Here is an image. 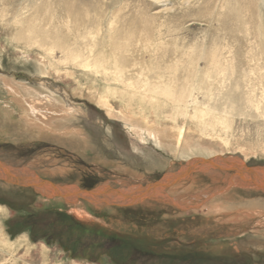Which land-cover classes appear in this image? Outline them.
<instances>
[{"label": "rangeland", "instance_id": "374dc122", "mask_svg": "<svg viewBox=\"0 0 264 264\" xmlns=\"http://www.w3.org/2000/svg\"><path fill=\"white\" fill-rule=\"evenodd\" d=\"M59 2L69 3L73 15H78L79 24L86 27L89 33L86 39L94 47L93 61L102 60L103 64L110 65L119 61L128 64L135 73H164V77L155 80V87H164V94L146 92L152 96H144L141 89L131 90L122 85L118 89L111 85L113 95L124 98L120 106L136 113L144 112L147 117L164 123L166 128L175 125L169 119L171 116H178L180 125L186 118L185 128L191 132V142L215 151L208 158L222 153L225 157L240 158L251 167L264 165L261 0L27 1L30 7L46 6L49 15L54 13L53 6L62 10ZM24 4L26 0H8V14L0 17V76L31 86L30 91L22 90L26 100L30 99L29 95H40L43 102L54 98L60 107L67 108L66 112L54 114L62 118L56 123L65 122L71 130H82L86 140L82 142L57 132L58 138L62 136L58 139L56 132L41 130L36 120L29 123L24 116L26 109L6 104L7 99L11 101V92L1 89L0 83V163L8 167L5 179L14 180H11L14 183L0 181V264H264V190L233 187L225 190V185L220 186L212 179L216 173L230 175L221 169H213L211 172L215 173L211 175L199 165L191 180L175 185L177 191L170 193L165 189L164 195L123 206H100L86 198L69 203L60 195L37 191L30 183H18L22 182L15 179L20 169H28L55 185H77L84 191L106 184L117 190L146 187L203 156L191 154L176 158L157 146L146 130L143 131L145 141H138L122 119L109 116L90 94L94 90L108 91H105V80L92 81L91 77L98 74L95 71L85 75L83 72L87 69L64 62L59 65V73L54 70L44 74L51 69L53 58H60L62 53L57 50L53 56L46 55L18 41L14 13ZM72 18L62 13L55 23L63 22L62 31L70 33ZM116 45L123 48V53L115 54ZM43 56L46 64L41 59ZM161 57L164 64H156V59ZM206 59L211 70L213 61L214 65L220 61L221 67L233 63L237 70L234 68L235 74L224 82L221 78L212 81L209 73L195 78L199 67L208 70ZM192 83L212 84L213 92L207 94L205 87L194 90L197 104L191 103L187 117L176 113L174 100ZM167 91L171 93L166 95ZM229 91L238 95L245 92L253 102L255 111H252L256 116L230 114L233 109L225 99ZM57 93L61 99L56 97ZM26 103L24 107L28 108ZM214 103L218 108H229V113L208 109V104ZM195 106L196 119L193 118ZM169 110L172 115L168 114ZM211 115L219 118L220 124L214 131H204L203 124ZM189 185L193 189H185ZM217 185L213 191H206ZM217 198L221 205L234 208L222 212L209 210L208 205ZM246 207L254 208L253 214L261 213L236 221L229 219ZM137 239L141 241L142 252H151L142 254L139 261L128 249L133 245L132 240ZM123 241H130V247L121 248V245L125 247Z\"/></svg>", "mask_w": 264, "mask_h": 264}, {"label": "bare ground", "instance_id": "6f19581e", "mask_svg": "<svg viewBox=\"0 0 264 264\" xmlns=\"http://www.w3.org/2000/svg\"><path fill=\"white\" fill-rule=\"evenodd\" d=\"M27 1L28 0H26V4L21 5L20 10L17 14L14 13V19L15 20L13 23H14V28L16 29L15 34L17 36L18 41L25 43L26 45H29L28 47H31V49L34 48L36 50H40L42 53H44L46 55L51 56L54 53V51H57V50H59L62 53L60 58L54 57L53 58L54 61H52L51 63L49 62L51 64V69L49 68L50 70H47V71L45 70L44 74H51L54 70L57 73H59V70H58L59 65L64 63V62L69 63L73 67H81V68L87 69L86 72H83L85 75H90L92 73V71H95V73H98L99 75L97 74V76L96 75L92 76L91 77L92 81L97 82L99 80H105L106 81L105 91L106 90H108V91L98 92L97 90H94V91H90V94L96 100L97 105L99 107H101L103 110H105V112L109 116L116 117L118 119L119 118L122 119V121L126 125H128L129 128L132 129L133 133L136 134L138 141H143V140L145 141L143 131L146 130L150 134V136H152L154 138L157 146L163 148L164 150L167 151V153H169L170 155H172L176 158L180 157V156L181 157L182 156H188L191 154H193V155L194 154H202L205 157L202 156V158H195L191 162L189 161L185 165H182V168L180 170H177V172H173V171L169 172L164 177H162V179L159 182L153 183V184L151 183V185H148L146 187L130 185L132 187H128V188L122 187V188H119L117 190V188L113 189L111 186H108L106 184V185L98 186L93 191H90V190L84 191L83 189L80 190L79 186H77V185H72V186L67 185L66 187L61 186V185H55V183H52L51 181H46V180L40 178L39 176L35 175L34 173H32L28 169H20V174L18 173V176L15 179L22 181V182H18V183H23V181H24V183H30V185L34 186L37 189V191H41L42 193H45V194L51 195V196L60 195L67 202L74 203V204L78 203L79 198H86V199L90 200L91 202L96 203L100 206L110 205V204L119 205V206L134 205L136 202L143 203L144 201L146 202L148 200V198L156 197L157 195H164V190L168 186H170L171 184H174L175 182L181 181V178L182 179H190L192 174L197 169H199L197 167H199V165L200 166L203 165L204 166L203 171H205L206 173L208 172V174H210V173H211V175L214 174L215 172L214 173L211 172L213 169H221V170H223L222 172L227 171L226 173L230 174V175L226 176V174H223V173H222L223 175H221L220 173H216L213 176L214 178L212 177L213 180L220 183V186L225 185V190L228 188H231V187L243 189L245 191L254 190V191H258V192L261 191L262 192V190H258V188H261L264 190V165L260 166V167H251V166L247 165V163H245L244 160H242L240 158H234L235 156H233L231 158L225 157L222 155V153H217L218 155H213L212 157L208 158L206 156L211 155L213 152L215 153V151L214 150L212 151L210 148H208L204 144H199L197 142H195V143L191 142L192 141L191 140V132L186 131V128H185V126L187 124L186 118H184L185 121L183 120L181 122V125H180V124H178V122H179L178 116L177 117H175V115L171 116L169 119L171 121L175 122V125H172V127H170V128H166L164 126V123L162 124V123L158 122L157 119L147 117V115L144 112H140V113L137 112L136 113V111L128 110L126 107H124V105L120 106L121 103L122 104L124 103V98L120 97L119 96L120 94L119 95L118 94L113 95V93L111 91V85L114 86L115 88H118V89L122 88L121 87V85H122L124 88L131 87V90L141 89L142 91L145 92L144 96H152L151 94H146V92L152 93V94L153 93L158 94L160 92H163V94H164V87L163 88H158V87L156 88L155 87L156 78L164 77V73L161 75H149L150 74L149 72L139 71V72H137L138 73L137 74L129 67L128 64L121 63L119 61L114 62L113 65H110L111 63H106V62H104L105 64H103L102 60L93 61L92 57L94 56V53H93L94 47L86 39L87 35L89 33L86 32V30H87L86 27L79 24L80 22L76 18L78 15H76V13H75V15H73V13H72L73 10L71 9V5L69 3H60L59 2V5L61 6L62 10L59 11V9H57L55 6H53L52 10L54 13L52 15H49L50 11H49V9L45 8L46 6L45 7H43V6L42 7H30V4H28ZM42 4H44V3H42ZM47 4L49 5V3H47ZM261 4L263 6L262 9H264V0H261ZM39 6H41V5H39ZM51 8H52V6H51ZM62 13L73 16L72 23H71V30L72 31L70 33H65L62 31V25L61 24L63 22L62 23L60 22L61 24L55 23L56 17H60ZM7 14H8V0H0V17H1V15H2V17H5ZM34 46H36L37 48H35ZM114 52H115V54L123 53V48L118 47L116 45ZM203 55L204 54H202L201 56H203ZM203 57H205V56H203ZM41 59L43 60V64H46L47 60L45 59V56H43ZM38 61H39V59H38ZM98 62H100V63L97 64ZM155 62H156V64H164V59H163V57H161V58L156 59ZM160 62H163V63H160ZM209 62L210 61H208L206 59L205 64L207 65V64H209ZM219 62L220 61H218L216 64V61H215V65H214V61H213V63H212L213 64V70H211V67L208 65H207L208 70L206 69L207 71L203 70V68L199 67L198 69H196L195 78H199L201 75L206 76V74L208 75V73H209V78H211L212 81L214 79H217V78H221L223 82L227 79H231L233 74H235V72H236L234 70V68H235L234 64L229 63L228 65H226V66L224 65V67H221V64ZM40 63H42V62H40ZM222 64H224V63H222ZM101 67H103L102 70L99 69ZM90 70H92V71H90ZM88 71H90L91 73H89ZM20 82H18V80L11 78V77L0 76V83L2 84L1 89H3L7 93H10V92L12 93V94L10 93V95H9L11 101L9 100L10 102H8V99H7V102H6L7 105H9L10 107H12L14 105L16 107H21V108L26 109L24 111V113H25L24 116H25V118L30 120L29 123L31 122V120H36L37 122H39L38 127L41 130H46L48 132H56L55 135L57 136V138H58V134H57V132H58L61 135H65V137L70 136L72 139L85 142V140H86V137L84 134L85 132L83 133L82 130H73V129L71 130L68 126L65 125L66 124L65 122H57L56 123V121L58 119L61 121L62 118H59L60 116L57 117L54 114H56L57 112H66L67 108H65L63 106L60 107V105L58 104L59 102H57L54 98L49 99L50 101L43 102L44 98L40 95H29V96H31L30 99L28 98L30 101L24 99L23 98L24 97L23 91H30L31 86L29 87L26 84L20 83ZM113 82H114V84H113ZM138 82H140L142 84L139 85ZM19 84L22 87H18L17 85H19ZM41 84H43V83H41ZM193 84L194 83H192L191 87H188V88L184 87L185 89H183L181 91V94L179 96H176V98L174 100V102L176 104V109L178 110V112H176V113L182 114L183 116H187V117H188V115H190L188 112L189 106L191 105V103H192V105L197 104V101L195 100L196 97L193 95L194 90H196L197 88L203 89L205 87L207 89V94H209V95H211V93L213 92L212 84L209 86H203V84H201V83L199 85L198 84L193 85ZM42 90H44V89H42ZM47 92H49V91H47ZM51 93H54V92L52 91ZM170 93H171V91H167L165 94L167 95ZM221 93L219 92V94H221ZM27 94H30V92H27ZM38 94H42V93H38ZM57 95H58V93L56 94V97H59L60 99L62 98V97H60V95L59 96H57ZM169 96H171V95H169ZM132 97H130V98H132ZM187 97H190V99L186 100ZM225 99L229 102L230 108L233 109V111H230V114L248 115V116L254 115V116H256V114L252 111V110H254V108L252 107L253 102L251 101V99L248 97V95L245 92H242V93H240V95H238L237 93H235L233 91H229L228 93H226ZM63 100H61V101H63ZM25 102L28 103V105H27L28 108L24 107ZM177 104H182V105L184 104L185 107L180 108ZM69 108L70 107H68V109ZM73 108H74V110L76 109L75 106ZM193 108H194V110H196V106ZM6 109H8V108H6ZM208 109L217 110V111L221 110L220 111L221 113L222 112L229 113V111H228L229 108H227V107H225V109L224 108L223 109L218 108L215 103L212 106L208 104ZM172 111H173V109H172ZM197 111L198 110H196V113L193 115V118H195V119L198 118V116H197L198 112ZM5 112H7V110ZM169 113L171 114L170 110H169L168 114ZM38 114H40V115H38ZM59 114H61V113H59ZM72 114H74V113H72ZM10 115H12V114H10ZM65 115H68V114L66 113ZM63 116H64V114H63ZM61 117H62V115H61ZM189 118H192V117H189ZM23 120H21V121H23ZM219 121H220L219 118H217L214 115H211V117L207 121H205V123L203 124V130L204 131H206V130L207 131L208 130L214 131L216 129V127L220 124ZM24 122H27V121H24ZM199 122H200V120H199ZM21 124L23 125V123H21ZM67 124H69V123H67ZM32 125H34V124H32ZM29 128H31V127H29ZM36 128L37 127H35V129ZM31 129H33V128H31ZM35 133H36V131H35ZM51 135L54 136V134H51ZM47 136L48 135H46V137ZM38 137L39 136H37V138ZM59 138H62V136ZM67 140H69V139H67ZM201 140H202V138H201ZM86 143L90 144V142H86ZM138 143L141 144L140 142H138ZM208 146H210V144ZM212 146H210V147H212ZM214 147L216 148V146H214ZM155 153H157L156 150H155ZM220 154L225 158L221 159ZM216 156H218V157H216ZM165 162H166V164L168 163L166 161V159H164V163ZM233 171H234V173H233ZM6 174H8V167L6 166V164H3V162H2V164L0 163V181H7L6 180L7 179ZM218 175H219V178H218ZM1 178H3V179H1ZM8 178H12V177L8 176ZM11 180H13V179H10V181H7V182L13 183L14 180L13 181H11ZM4 184H7V183L4 182ZM8 186H10V185L8 184ZM216 187H219V185L214 186L213 188L208 187L209 189L207 188L206 191H213L214 189H216ZM185 189H193V186L189 185V186L185 187ZM177 190H178V188H175V186L172 188L170 187V193H173V191H177ZM196 197H199V195H197ZM219 199L220 198L212 200L210 202L211 206L208 205L207 208L209 210L212 209V210L221 211V212L224 211L225 209L234 208V206L228 207V205L227 206L224 204L221 205V203L219 202ZM250 207H251V205H250ZM258 209H259V207H258ZM260 209H262V208H260ZM252 211L256 212V210L254 208L246 207V209L240 210L241 213H235L229 219L236 221L238 219L241 220L245 217H250V216H253L255 214L261 213V212L257 211V213L253 214ZM83 217H85V216H83Z\"/></svg>", "mask_w": 264, "mask_h": 264}, {"label": "trees", "instance_id": "16d2710c", "mask_svg": "<svg viewBox=\"0 0 264 264\" xmlns=\"http://www.w3.org/2000/svg\"><path fill=\"white\" fill-rule=\"evenodd\" d=\"M130 241H127V242H125V241H123V243H125L123 246H125V247H122V245H121V248H125L126 249V247H130V248H128L129 250H132V252H134L133 253V257H134V259L136 260V261H139V258H140V256L142 255V254H146V255H148V254H150L151 252H150V250L149 251H147V250H145L144 252H142L141 251V249H140V247H141V241L139 240V239H137V240H132V242H133V245H130V246H128V243H129ZM117 247H120V246H117Z\"/></svg>", "mask_w": 264, "mask_h": 264}, {"label": "crops", "instance_id": "0c3cea01", "mask_svg": "<svg viewBox=\"0 0 264 264\" xmlns=\"http://www.w3.org/2000/svg\"><path fill=\"white\" fill-rule=\"evenodd\" d=\"M185 180H187V179H183V180H181V181H179V182H175L174 184H171L170 186H168L166 189H167V191L169 190L170 191V187L172 188V187H174L176 184H182L183 182L182 181H185Z\"/></svg>", "mask_w": 264, "mask_h": 264}, {"label": "water", "instance_id": "95a60500", "mask_svg": "<svg viewBox=\"0 0 264 264\" xmlns=\"http://www.w3.org/2000/svg\"><path fill=\"white\" fill-rule=\"evenodd\" d=\"M1 179H3V178H1ZM158 182V181H157ZM157 182H155V183H157ZM14 183V182H13ZM138 202H136L135 204H137Z\"/></svg>", "mask_w": 264, "mask_h": 264}]
</instances>
